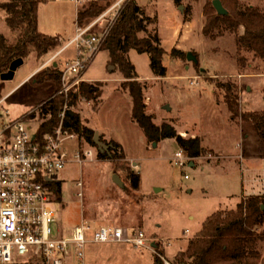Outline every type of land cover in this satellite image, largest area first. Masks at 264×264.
Instances as JSON below:
<instances>
[{"label":"rangeland","instance_id":"1","mask_svg":"<svg viewBox=\"0 0 264 264\" xmlns=\"http://www.w3.org/2000/svg\"><path fill=\"white\" fill-rule=\"evenodd\" d=\"M3 1L6 0H0V4ZM87 1L80 0L78 8ZM125 1L115 0L104 13L107 15L82 29L77 25L76 0L44 3L41 30L59 37L62 43L42 58L31 51L17 68L14 78L0 81V98L10 93L3 108L11 111L13 119L25 117L34 130L39 129V106L61 92L65 83L71 84L79 78L72 73L65 74L78 55L77 44L69 47L68 40L87 28L84 39L92 35L100 37L110 28L118 10L114 6L120 2L121 7ZM136 1L151 18L150 29L159 32L168 72L164 78L157 76L151 70L149 54L136 50L128 53L136 73L147 86V112L154 116V122L173 124L186 138L201 137L206 149L201 157L190 159L185 168L175 164L176 153L181 151L176 139L147 141L141 127L132 121L133 103L130 104L129 96L121 101L113 96L117 79L122 77V82L124 76L118 70H110L108 50L103 49L92 62L90 60L83 77L94 80L92 83L106 81L103 105L96 110L93 101L78 100L74 108L88 126L103 130L102 126L108 124L116 130L127 156L125 161L141 173V182L139 189L132 188L127 173L119 167L123 161L116 159V154L112 153L114 158L100 159L97 154L101 147L74 134L73 138L65 140L70 161L63 169L50 172L52 180L61 182L58 216L66 235L82 221H88L99 226H120L127 235L142 230L150 248L137 251L128 242H92L85 248L86 264H154L153 253L158 245L164 249L165 264H172L175 253L187 247L208 216L237 209L246 197L242 184L249 190L256 189L257 178L264 177V138L255 125L233 115L226 98L228 93L230 99L238 96L235 107L240 111L264 110V58L241 46L236 32L217 31L215 36L204 33L208 0H183L181 4L174 0ZM240 4L257 6L264 11L263 0H240ZM5 15L6 11L0 7V33L14 40ZM174 48L186 56L173 53ZM188 52L197 60L188 59ZM44 61L49 63L48 67L59 63L58 67L66 75L62 87H58L57 81H39L38 73V77L27 78ZM34 111L37 116L30 118L29 114ZM101 133L106 140L112 138L109 133ZM77 152L81 161L75 157ZM244 157L247 159L243 160ZM191 162L194 164L190 165ZM115 175L122 185L115 182ZM255 229L264 231V225ZM259 248L264 255V241L259 243ZM71 256L66 264L77 263L76 256ZM20 262L45 264L41 257L26 256Z\"/></svg>","mask_w":264,"mask_h":264},{"label":"trees","instance_id":"2","mask_svg":"<svg viewBox=\"0 0 264 264\" xmlns=\"http://www.w3.org/2000/svg\"><path fill=\"white\" fill-rule=\"evenodd\" d=\"M47 0H6L0 4L6 11L5 21L14 35L10 40L5 34L0 33V81L1 75L9 70L11 63L17 58H26L31 51L42 58L61 45L57 36H47L39 33L38 13L39 5ZM181 4L183 0H174ZM228 10V14L221 15L213 5V0H208L206 24L204 33L215 36L217 31H230L237 33L241 46L253 50L254 53L264 58V11L257 6L242 7L240 0H221ZM264 1V0H263ZM115 0H89L79 8L77 25L85 28L89 23L100 17ZM151 18L136 0H126L122 6L119 17L109 30L105 41L100 48L108 50L112 66L111 71H119L124 80L120 89L127 91L132 97V121L141 127L147 141H163L175 138L180 150L184 151L190 159L201 157L206 147L202 144L201 137L181 135L176 127L170 123L158 124L154 116L147 112L145 103L146 83L142 82L136 73V68L128 53L136 50L151 56L152 72L162 78L167 76V67L164 64L165 49L158 30H151ZM243 29V31H241ZM173 53L186 56L183 51L174 48ZM86 72V71H85ZM84 74V73H83ZM39 81H57L62 87L63 71L55 64L38 72ZM106 81H81L75 91L70 93L59 92L52 99L39 106L38 116L41 119L38 136L54 134L63 119V129L70 134H77L80 139L86 140L93 146L98 143L94 140L97 130L85 124V120L78 110H75L78 100L93 101V107L100 109L104 86ZM233 115L255 125L260 136L264 138V110L240 111L237 98L230 99L226 95ZM62 113L64 117L62 118ZM35 118L37 112L29 114ZM100 140L108 145L106 149H99L100 159H121L119 167L127 173V179L132 188L139 189L141 173L134 171L125 161L127 156L123 144L118 140L105 139L100 134ZM99 146V145H98ZM113 153V154H112ZM119 153V154H117ZM58 190V200H61V182L52 185ZM264 225V194L243 197L237 209L217 211L208 216L201 230L192 237L185 249L175 253L172 264H259L264 258L260 251L259 243L264 241V231L255 229ZM164 249L155 246L154 264H165ZM13 264H27L16 262ZM264 264V259L262 260Z\"/></svg>","mask_w":264,"mask_h":264},{"label":"built area","instance_id":"3","mask_svg":"<svg viewBox=\"0 0 264 264\" xmlns=\"http://www.w3.org/2000/svg\"><path fill=\"white\" fill-rule=\"evenodd\" d=\"M114 8L118 10L110 28L100 37L92 35L84 39L87 28L72 40L77 44L78 55L65 74L72 73L79 78L71 84L65 83L61 92L75 91L81 81H86L83 73L99 54L106 35L119 17L120 2ZM103 14L100 17L107 15ZM65 74L63 72V79ZM8 95L0 98V264L20 262L26 256L44 258L45 264H66L72 254L77 258L76 264H86L85 248L92 242H128L137 251L150 248L149 239L142 230L127 235L120 226H99L82 221L71 234L64 233L58 216V190L52 187L58 181L51 179L50 172L63 169L70 161L65 140L73 138L74 134L64 131L62 119L54 134L39 137L38 129L34 130L30 121L25 117L13 119L11 111L3 108ZM75 157L82 160L79 152ZM189 160L182 150L174 158L175 164L182 168L188 166Z\"/></svg>","mask_w":264,"mask_h":264},{"label":"crops","instance_id":"4","mask_svg":"<svg viewBox=\"0 0 264 264\" xmlns=\"http://www.w3.org/2000/svg\"><path fill=\"white\" fill-rule=\"evenodd\" d=\"M77 2H76V4H77V8L80 6V0H76ZM47 2V1H46ZM44 3L45 2H43V3H41L40 5H39V13H38V25H39V33L40 34H42V35H47V36H50V35H48L47 33H45V32H43L41 29H42V27H43V25H42V23H43V18L45 17V12H44V10L42 9V6L44 5ZM79 9V8H78ZM78 34V33H77ZM76 34V35H77ZM75 35V36H76ZM75 36H73V37H71L69 40H68V42H67V45L70 47V45L71 44H74V43H72V40L75 38ZM68 48V47H67ZM65 51V50H64ZM25 59V61L27 60L26 58H24ZM54 63H57V65H59V63L58 62H54ZM47 64V66H44V65H46ZM48 65H49V63H46L45 61L40 65V66H38V68L34 71V72H32L27 78H30V77H32V76H34V78L35 77H38V75H37V73L39 72V71H41L43 68H45V67H48ZM44 66V67H43ZM26 78V79H27ZM84 80H86V81H94V80H90V78H84ZM121 80H122V77H121V79L119 78V79H117V88L115 89V91H113L112 93H113V96L114 97H116L119 101H121V100H124V98L125 97H127V95L129 96V101H130V104H132V98H131V96H130V94L128 93V92H126V91H124V90H119V86H120V82H121ZM35 82H37V80L35 81ZM104 82V81H103ZM109 82V81H108ZM58 87H59V85H58ZM59 92V91H58ZM10 94V93H9ZM8 95V94H7ZM121 97V98H120ZM118 102V101H117ZM103 105V104H102ZM116 106H118L117 105V103H116ZM102 125V124H101ZM92 127V126H91ZM93 128H95V127H93ZM96 130H97V132L99 133V134H102L101 133V131H103V132H105V133H109V137H112V138H115V139H117V140H119L118 138H117V135H116V130L112 127V126H110V125H108V124H106L105 126H102V129L103 130H99L97 127L95 128ZM247 158H243V160H246ZM243 162V161H242ZM264 162V161H263ZM134 164H136V163H134ZM241 169H242V163H241V167H240ZM243 170V169H242ZM257 180H258V188H256V189H247V186H246V184L245 183H243L242 184V186H244V192H243V195L244 196H247V195H256V194H260L261 192H264V177L263 178H261V177H259V178H257Z\"/></svg>","mask_w":264,"mask_h":264},{"label":"water","instance_id":"5","mask_svg":"<svg viewBox=\"0 0 264 264\" xmlns=\"http://www.w3.org/2000/svg\"><path fill=\"white\" fill-rule=\"evenodd\" d=\"M213 5L215 6V8H216V10H217V12L219 14H221V15L228 14V10L224 6V4H222L221 0H213ZM187 55H188V59H191L193 61L197 60V57L195 55H192V53L188 52ZM24 61H25V59L22 58V57L21 58H17L16 60H14L11 63L9 70H7L5 73H3L1 75V80L5 81V80H8V79L14 78V75H15V72H16L17 68L21 65V63H24ZM54 64L57 66V63H54ZM166 107H167V109H169V105H167ZM94 140L97 141L99 147L104 148V149L108 148V145L100 140L99 133H96V135L94 137ZM193 164H194L193 162L190 163V165H193ZM114 180L119 185L123 184L122 181L120 180V178L118 177V175L114 176Z\"/></svg>","mask_w":264,"mask_h":264}]
</instances>
